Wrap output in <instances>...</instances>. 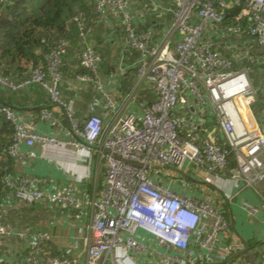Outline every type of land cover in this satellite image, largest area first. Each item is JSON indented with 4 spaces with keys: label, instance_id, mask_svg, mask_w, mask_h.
Wrapping results in <instances>:
<instances>
[{
    "label": "built area",
    "instance_id": "obj_1",
    "mask_svg": "<svg viewBox=\"0 0 264 264\" xmlns=\"http://www.w3.org/2000/svg\"><path fill=\"white\" fill-rule=\"evenodd\" d=\"M86 2L96 19L115 18L120 37L111 39L120 53L118 79L129 69L135 70L137 79L125 95L106 90L104 55L91 42L97 25L84 12L71 20L83 43L79 61L86 71L76 79L96 86L101 100L92 110L100 106L104 113L112 112L111 125L105 128L103 119L94 113L80 120L62 96V66L71 40H59L45 54L46 65L33 69L28 78L12 82L0 76V86L13 92L41 86L51 104L66 112L67 145L87 150L98 147L106 165L102 199L90 204L83 252L74 254L68 249L59 257L44 255L51 238L40 233L31 237L24 257L13 264H264V246L250 257L246 253L236 257L243 248L229 220L207 203L178 192L174 181L164 182L160 172H182L192 164L218 176L227 168L226 148L211 139L199 144L197 134L203 121L213 117L236 161L231 180L252 188L264 185V131L259 121L264 122V0ZM138 3L143 4L140 17L150 12L163 17L161 30L139 29L133 9ZM131 54L137 57L127 65ZM245 61L254 67L249 68ZM143 85L153 86L158 98L151 105L140 103L139 116L130 110V104ZM254 107L260 112L258 118ZM40 119L49 121L55 130L61 127L47 109ZM1 120L11 125L13 134L0 159H21L24 144L59 142L58 135L27 132L7 105L0 106ZM153 170L159 173L152 175ZM2 184L6 194L27 206L49 200L72 211L75 220H82L89 206L72 188L44 191L42 181L34 176L16 177L4 170ZM181 185L186 188L185 182ZM246 209L256 219L264 213V200L260 206L247 205ZM140 232L161 246L142 242L137 237ZM26 235L7 226L0 200V240L26 241Z\"/></svg>",
    "mask_w": 264,
    "mask_h": 264
},
{
    "label": "crops",
    "instance_id": "obj_2",
    "mask_svg": "<svg viewBox=\"0 0 264 264\" xmlns=\"http://www.w3.org/2000/svg\"><path fill=\"white\" fill-rule=\"evenodd\" d=\"M163 4H169V0H159ZM142 7V6H141ZM90 13L87 15L91 22L96 26L95 36L92 37V44L103 53L107 68L112 66V73L103 74L106 80V90L108 92H117L125 95L121 87L127 84V93L131 91L132 84L136 77L134 69L132 79L126 82V77L119 78V60L120 53L113 41L120 37L118 29L114 26L116 21L113 17L102 20L96 19L93 9L88 5ZM137 13L136 23L140 30L153 27L156 32L161 30L163 19H154L153 12L148 13L146 17L139 16L142 9L134 11ZM165 19V18H164ZM98 23V24H97ZM109 36H111L109 38ZM96 39L93 41V39ZM78 38H73V49L70 50L65 58L63 66V82L61 85L62 96L67 103H71L76 111L77 117L85 121L91 114L99 115L105 124V128L113 122L112 112L104 113L100 106L92 107L101 100L98 90L94 84L79 83L76 79V72L79 64V53L82 47L78 46ZM76 44L78 47H76ZM133 57L128 58L126 64L133 62ZM78 63V64H77ZM130 70V69H129ZM115 78H111L114 76ZM120 92H119V91ZM7 101L4 105L11 107L18 115L19 121L23 124L27 132L45 134L48 136L58 135L59 142L56 145L36 144L33 147L21 145L20 152L23 157L19 160H11L9 171L16 177L34 176L42 181L41 187L44 191L50 193L64 192L73 189L76 197L88 201L83 219L75 220L72 217V211L63 210L58 204L49 200L37 202L32 206H27L9 194H4L1 199L5 211V222L8 227L15 231L27 233V239L10 241L0 240V264H13L24 257L28 249V241L31 237L47 233L50 240L45 244L44 255L51 257L62 256L66 250H72L74 254H81L84 248L83 238L86 236L85 227L90 221L91 203H99L105 190V172L106 165L100 160L101 149L98 147L87 150L85 148L77 149L67 145L69 137L68 118L65 110L57 105L51 104L47 92L38 85L16 93H5ZM121 98V97H120ZM157 94L151 85H143L136 93L135 99L130 110L136 111L141 116L142 112L138 105L140 103L151 105L157 101ZM119 101L121 99H118ZM100 102V101H99ZM49 110L61 127L55 130L49 121L40 119L41 112ZM260 119V118H259ZM264 131V122L259 120ZM202 130L198 132L199 144L206 139L213 140L216 144L226 148L227 144L216 120L211 117L203 121ZM10 141L11 135L3 133L0 139ZM5 162V161H4ZM224 169L220 175H211L205 170H199L192 164H188L186 169L178 172L174 169L163 170L164 182L174 181L176 190L183 194L193 196L200 202L207 203L211 207L219 210L222 214L227 211L230 223L234 233L241 243L240 248H245L244 242L254 244L256 247L251 250L252 256L256 249L264 246V213L259 214L258 218H253L248 213L246 206H260L264 200V185L256 187H247L244 183L231 180V171L229 174ZM163 176V175H162ZM166 177V178H165ZM186 183V188L182 183ZM224 215V214H223ZM83 230V233L80 231ZM139 240L153 247H160V242L149 237L144 233L137 235ZM242 249V250H243ZM249 250V249H248ZM238 254V253H237ZM236 254V257H237ZM85 263V257L82 258ZM222 264V263H221Z\"/></svg>",
    "mask_w": 264,
    "mask_h": 264
},
{
    "label": "trees",
    "instance_id": "obj_3",
    "mask_svg": "<svg viewBox=\"0 0 264 264\" xmlns=\"http://www.w3.org/2000/svg\"><path fill=\"white\" fill-rule=\"evenodd\" d=\"M86 3V0H0V76L12 82H20L28 78L33 69L42 64L46 65L45 54L61 39L72 41L76 37L80 42H77L78 46H81L83 49L78 29L71 23V20L79 12H84L86 15L90 13L88 4ZM72 44L66 57L70 50L73 49ZM78 46L76 44V47ZM129 56L133 57V59L137 57L136 54ZM78 62L76 73H85L86 71L80 66V61ZM245 64L249 68L254 67L249 62ZM105 69L108 71V74L105 72L106 75L113 72L111 65L107 68L105 64ZM132 72L133 70L131 69L126 72L124 76L126 77V82L124 81V84L133 78ZM102 73L105 74L103 67ZM127 89V84L121 87L124 94L127 93ZM7 92L8 94L16 93L0 86V106L4 105V102L7 101L5 98V93ZM3 133L11 135V138L8 144L6 140L2 141V138L0 139V155L2 150L11 144L13 134L11 125L1 120L0 135ZM226 149L229 151L226 170L227 174H229L237 165L228 146ZM11 160L13 159H0V200L6 194L2 178L4 170L9 169ZM256 246L250 243L246 256L250 255L251 250Z\"/></svg>",
    "mask_w": 264,
    "mask_h": 264
},
{
    "label": "rangeland",
    "instance_id": "obj_4",
    "mask_svg": "<svg viewBox=\"0 0 264 264\" xmlns=\"http://www.w3.org/2000/svg\"><path fill=\"white\" fill-rule=\"evenodd\" d=\"M141 6H143V4H140V3L134 5V6H133L134 11H139L140 9H142ZM154 14H155V13H154ZM161 18H163V17L159 16L158 14H157V16L154 17V19H156V20H160ZM95 40H96V39L94 38L93 41H95ZM245 62H249V61H245ZM249 63L251 64V62H249ZM257 84H258V83H257ZM254 110H255V112H256L257 118L260 117V112H257V107H254ZM160 172H162V171H160ZM156 173H159V172H158L157 170H153V171H152V175H155ZM162 173H163V172H162ZM223 214H224L223 216H224L227 220L230 221V219H229L230 217H229L228 212H227V211H224Z\"/></svg>",
    "mask_w": 264,
    "mask_h": 264
},
{
    "label": "water",
    "instance_id": "obj_5",
    "mask_svg": "<svg viewBox=\"0 0 264 264\" xmlns=\"http://www.w3.org/2000/svg\"><path fill=\"white\" fill-rule=\"evenodd\" d=\"M237 11L236 10H234L232 13L233 14H235ZM131 163V162H130ZM131 164H134V163H131ZM134 165H136V166H140V165H138V164H134ZM179 172V171H178ZM244 245H245V248L243 249V250H241L240 252H238V254H237V256H240V255H242V254H245L247 251H248V245H247V243L246 242H244Z\"/></svg>",
    "mask_w": 264,
    "mask_h": 264
}]
</instances>
